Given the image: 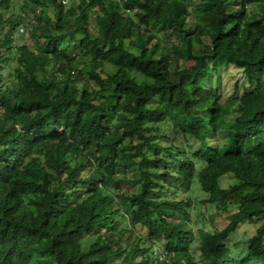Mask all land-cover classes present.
<instances>
[{"label":"trees","instance_id":"16d2710c","mask_svg":"<svg viewBox=\"0 0 264 264\" xmlns=\"http://www.w3.org/2000/svg\"><path fill=\"white\" fill-rule=\"evenodd\" d=\"M12 1L0 264H264V0H31L29 18ZM220 63L253 89L224 96Z\"/></svg>","mask_w":264,"mask_h":264},{"label":"rangeland","instance_id":"374dc122","mask_svg":"<svg viewBox=\"0 0 264 264\" xmlns=\"http://www.w3.org/2000/svg\"><path fill=\"white\" fill-rule=\"evenodd\" d=\"M12 7L8 11H4L5 15L8 16L10 14L18 15V14H28L27 18H29L30 14L32 13V1L31 0H13L12 1ZM0 9L1 6H0ZM202 10L203 6H199L198 4H193L191 6V16L190 20L194 19H200L202 16ZM27 20V19H26ZM29 20H27L28 23ZM26 26V25H25ZM28 26V25H27ZM26 26V27H27ZM29 26L27 27V32L24 34L17 33L16 34V44H21L24 42H32V36L30 32H28ZM15 62H11V64L5 65L4 68V73L6 77H10L11 80L13 77L11 76V71L12 68L14 67ZM216 79H219L222 87H223V94L224 96L228 97L232 94H234L236 91H238V94H244L245 92L250 91L254 87V82L252 80H249L245 78V75L243 74L241 69H238L236 66L232 64H219L218 68H215V70L212 72V83L211 85L214 84ZM194 140V139H191ZM232 179H223L222 183L224 186L228 185L229 181ZM124 188L126 189H132L133 186H125ZM184 197V195H182ZM196 196L198 198H204L206 196V193L204 191H201L200 189L196 190ZM204 207L201 204H198L196 209L193 211L191 214V223L190 226L193 227L195 230L198 228L205 227L208 222L206 220V217L204 215ZM226 217L225 215H219L216 218V225L223 226L226 223ZM256 231V226L253 224H248V222L242 223L239 228L232 233L230 236L231 238L229 239L228 243L231 247L232 250L235 252H240L241 248L236 247V243L239 242L237 241L238 239L246 238L245 241L251 237ZM244 248V247H242Z\"/></svg>","mask_w":264,"mask_h":264},{"label":"built area","instance_id":"2783aa9c","mask_svg":"<svg viewBox=\"0 0 264 264\" xmlns=\"http://www.w3.org/2000/svg\"><path fill=\"white\" fill-rule=\"evenodd\" d=\"M32 22L34 23V22H36V20L35 19H32ZM20 32H25V26H22L20 28Z\"/></svg>","mask_w":264,"mask_h":264}]
</instances>
